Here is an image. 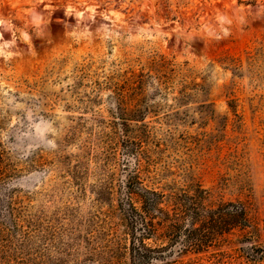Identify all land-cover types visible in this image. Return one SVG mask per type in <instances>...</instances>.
Returning <instances> with one entry per match:
<instances>
[{"label": "rangeland", "instance_id": "1", "mask_svg": "<svg viewBox=\"0 0 264 264\" xmlns=\"http://www.w3.org/2000/svg\"><path fill=\"white\" fill-rule=\"evenodd\" d=\"M246 1L0 0V212L26 233L17 260L135 264L119 204L147 191L155 222L184 230L170 264H264V64L244 62L264 47V0ZM187 70L213 113L177 101ZM117 97L144 101L143 122L115 121ZM205 204H239L247 223L203 228Z\"/></svg>", "mask_w": 264, "mask_h": 264}, {"label": "trees", "instance_id": "2", "mask_svg": "<svg viewBox=\"0 0 264 264\" xmlns=\"http://www.w3.org/2000/svg\"><path fill=\"white\" fill-rule=\"evenodd\" d=\"M237 1L240 4L245 2V0ZM246 3L256 4L257 0H248L246 1ZM244 62L247 71H250L255 67L258 68L259 66L264 64V47L260 46L254 51L245 52ZM231 67L236 72H239L242 68V60L232 59ZM130 74L131 75L125 79L124 83H126L131 88V91L130 89H128V92L135 93L136 88L140 84L141 80H138L135 85V81L136 79H138V76H136L134 73ZM196 78L197 77L191 70H187L186 73L180 77L182 88L181 90H179V92H177V101H185L187 99L196 97L197 95H202L204 97V100L201 101L202 108L206 111V113H213L210 108L211 103L208 102V99L205 96L206 91L204 89V86L198 84L196 82ZM116 94L117 93L115 92L114 95ZM116 99L118 103L116 110H119V116L116 117L115 121L119 120L120 124L125 127H128L129 122H143L144 118L143 114L141 113L143 110L147 109V107L142 108V104L144 103V101L141 102L140 100L133 98V100L126 105L127 108H123L122 103L124 100L119 99L118 97ZM115 115L117 114L115 113ZM211 116L212 114L208 115L207 118ZM4 176L5 175H3L2 170H0V186L4 184ZM202 193L204 194L203 200L205 202L210 201L211 198L209 197V192L203 190ZM140 197L143 200V202H141L142 208L140 209L134 205L131 196L129 195L126 196L125 199L122 200L119 204V211L122 213L129 230L133 261L135 264H170V262L175 261L185 253L184 251L186 242H184L183 239L179 237L181 236V233L184 232V230L181 226L176 225L175 223L164 226L163 222H155L156 219L151 213L152 211H157L156 208L158 205V199L160 198L157 194L145 191L143 196ZM203 208V228L204 226H210L212 230H218L219 232L217 233H221L222 224L231 226L237 223L236 226H244L247 223L245 208H243V206L239 204H222L218 205L216 208H211L210 206L205 204ZM178 211L183 212L181 210ZM189 211L195 217L197 216V210H195L193 207L190 208ZM191 218L194 219V217ZM213 224H217L215 228H213ZM18 228L19 226L17 224V219L13 211L9 210V212L7 213L0 212V237L6 238L2 235L6 234L7 232L10 235L8 236V238H11L10 246L13 244L14 239L18 244L17 247L12 246L10 248V246H3L0 243V264H13L14 262L20 263L23 261L21 259L17 260V255L11 251L12 249L15 252H18L17 254L19 255L22 251H24L25 248L23 244L27 241L26 233L25 235L20 234ZM163 228H165L166 231L161 233L160 230ZM176 229L178 231L177 236H175L173 233L176 231ZM12 230L15 231L14 235L12 233ZM167 232L171 233L168 236L169 242L167 244L160 245L153 249H148L145 247L144 242L146 240H150L152 237H161L162 234L164 235ZM174 237L177 238L173 239V241L170 240ZM5 243H8V241H6ZM22 263L24 264V262Z\"/></svg>", "mask_w": 264, "mask_h": 264}]
</instances>
